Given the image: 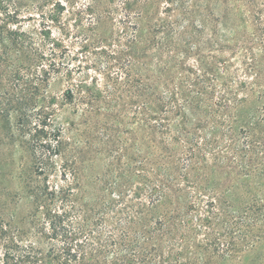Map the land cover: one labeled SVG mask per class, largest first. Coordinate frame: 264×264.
<instances>
[{
    "label": "trees",
    "instance_id": "1",
    "mask_svg": "<svg viewBox=\"0 0 264 264\" xmlns=\"http://www.w3.org/2000/svg\"><path fill=\"white\" fill-rule=\"evenodd\" d=\"M157 1L120 0L121 28L108 32L98 29L118 9L85 7L95 14L91 32L78 17L73 33L82 51L104 54L107 68L118 63L123 77L106 75L108 88L118 93L119 106L124 97L139 100L144 152L120 151L104 128L102 141L110 146L103 181L116 198L97 207L80 203L75 191L97 157L88 151L91 120L111 113L100 114V91L83 79L72 83L74 70L67 68L61 99L81 103L84 127L67 135L49 113L29 139L27 194L33 217L41 218L37 238L48 239V247L22 246L19 231L0 224L1 264H210L253 247L255 232L264 228L256 226L264 222V118L255 133L244 113L248 93L264 99V0L235 7L238 22L221 38V60L203 54L204 44L211 50L213 43L192 42L181 20L142 26L145 7ZM164 1L166 11L179 2ZM190 58L195 63L187 65ZM55 173L59 179L51 184Z\"/></svg>",
    "mask_w": 264,
    "mask_h": 264
},
{
    "label": "rangeland",
    "instance_id": "2",
    "mask_svg": "<svg viewBox=\"0 0 264 264\" xmlns=\"http://www.w3.org/2000/svg\"><path fill=\"white\" fill-rule=\"evenodd\" d=\"M178 1V4L170 5L169 11L165 9L168 4L164 0L145 7L146 14L141 25L145 27L147 23L158 22L159 19H166L171 23L181 20L179 23L182 22L192 30V42L201 44L207 40L213 43L211 50L204 44L203 54L213 55L221 60V38L233 33L230 27L238 22L235 7H243L242 0ZM113 2L0 0V224L13 234L19 231L22 246L33 244L42 251L48 247V239L37 238L41 218L38 214L33 217L27 194L28 179L32 172L29 139L34 128L42 127L41 121L49 113H53V123L65 128L67 135L76 136L74 131L84 127L80 118L83 107L81 103L77 99L71 103L61 99L69 85L65 78L67 68L74 70L72 83L83 79L88 84L92 82L91 85L100 91L101 99L97 101L100 114L111 113L107 117L96 115L91 120L94 128L90 134L92 148L88 151L89 156L93 157L96 152L97 157L82 174V188L75 191L80 203H86L84 199L88 204L94 201L97 207L98 204H107L110 198H116L103 181L109 159L105 149L110 146L102 141L104 128H108V131L110 129L114 134L119 150L144 152L141 114L137 107L139 100L131 97L130 102L124 97L120 101L123 105L119 106L118 93L111 90L112 86L108 88L112 84L106 75L112 78L117 76L116 73L118 76L122 74L118 72V63L109 61L110 68H107L104 54L96 50L82 51L80 40L73 34L78 17L85 29L95 19V14L85 13V7L118 9L111 14V23H101L98 31L105 29L108 32L110 27L119 31V19L123 17L120 0ZM185 10L187 15H182ZM222 23L226 24V29L221 26ZM203 24L206 25L205 28ZM191 26L198 27V30ZM225 57L231 58L226 53ZM235 61L233 60V64L236 67L238 64ZM186 63L190 65L195 62L190 58ZM217 65L221 67L218 62ZM263 103L264 99H256L251 93L246 96L245 108L248 110L244 113L247 115L244 119L252 118L256 125L255 133L263 122ZM208 162L211 163V159ZM58 176V173L50 174V183L57 181ZM136 184L134 182L130 189ZM127 196L128 199H135L129 191ZM112 218L113 213H108V227ZM258 225L264 226V222H258L256 226ZM255 233L258 235L254 236L253 247L244 249L234 257L214 258L210 264H264V228Z\"/></svg>",
    "mask_w": 264,
    "mask_h": 264
}]
</instances>
